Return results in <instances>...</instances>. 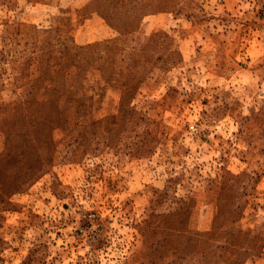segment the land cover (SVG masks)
I'll return each instance as SVG.
<instances>
[{"label":"rangeland","instance_id":"374dc122","mask_svg":"<svg viewBox=\"0 0 264 264\" xmlns=\"http://www.w3.org/2000/svg\"><path fill=\"white\" fill-rule=\"evenodd\" d=\"M0 264H264V0H0Z\"/></svg>","mask_w":264,"mask_h":264}]
</instances>
